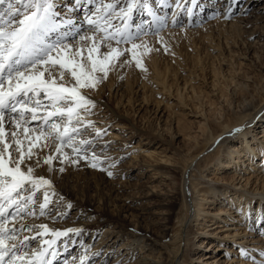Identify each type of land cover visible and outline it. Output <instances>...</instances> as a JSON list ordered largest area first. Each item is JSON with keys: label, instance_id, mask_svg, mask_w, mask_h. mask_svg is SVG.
<instances>
[{"label": "rangeland", "instance_id": "1", "mask_svg": "<svg viewBox=\"0 0 264 264\" xmlns=\"http://www.w3.org/2000/svg\"><path fill=\"white\" fill-rule=\"evenodd\" d=\"M64 2L65 5H63ZM68 3L72 5L73 0H62L61 2L57 0V11L63 14ZM148 3L166 26L161 27L160 23L153 21L146 12L133 13L131 21L133 30L139 26L146 33L136 41L140 45L136 52L143 68L136 66L131 52H125L116 65L112 66L107 79L102 80L95 88L81 89V93L96 104V107L92 109L93 114L86 119L95 122L97 128L107 130L108 135L96 141V151L104 158L105 167L108 163L115 162V168L111 169L114 173L113 177H109L106 171L88 166L83 160L78 165H65L66 171L63 174L50 173L48 165H42L35 171L45 178H50L58 193L63 191L58 186L68 179L72 194L71 196L61 195L65 197L66 202H69V198L74 203L84 198L91 212H93L92 208L101 207L97 201L112 200L111 210L115 208L117 210L113 213L121 214L124 227L120 233V241L103 264H112L118 255L117 248L131 238L124 231L139 234L141 231L135 230V225L150 231L146 229L147 226L139 225L136 221V219L146 218L139 215L140 210L146 211L151 206V201L142 196L148 193L150 186L157 187L154 191H157L160 196L155 201L161 206L163 197L167 194H178L182 187L185 192L187 207H183L180 203L174 219L172 218L170 222L169 238L165 242L158 238L159 246L169 245L172 237L179 232L180 220L186 211L188 212V219L182 232L184 241L178 260L179 264H253V261L260 264L264 260V257L260 255L261 251H264V244L258 240L264 238V220L256 221L255 215L254 217L252 215L253 211L264 209V200L260 196L264 194L262 183L264 171L259 173L253 166L245 165H234L232 168L234 161L228 159L230 154L234 155L232 146L242 145L240 135L243 133L249 137L248 141L254 146L264 145L263 139L256 138L259 135L264 136V0H236L231 4L230 0H202V2L196 0L195 5L191 3V0H181V9L175 7L176 0H148ZM228 7L232 8L230 18L225 15ZM187 8L192 9L191 18L184 10ZM174 12L177 20L175 26L172 23ZM73 13L70 15L82 18L81 12ZM113 23L116 24L119 21L114 20ZM257 36H263V38L255 46L251 45ZM120 47L131 49V44L120 45ZM100 51L106 52L107 49L101 47ZM125 59L130 62L121 65L120 62ZM156 70L160 72L161 78ZM96 75L101 76L102 73ZM156 78L159 81L163 78L165 83L172 88L166 91V89L155 86L153 83H156ZM65 79L70 81L71 77L66 75ZM184 87L187 88L186 91ZM192 88L196 91L195 94ZM241 88L246 89L241 91ZM234 93L239 97L235 98ZM242 98L255 100V105L258 107L252 109L253 113L246 119L247 122L241 131L234 132V134L232 132L235 130L230 132V138L221 147L219 145L222 140H219V143L207 148L211 143L207 139L211 131L216 133L224 125L234 122V113L240 110L238 103L241 106L244 105ZM107 106L118 116L115 119L116 122L110 117L111 114H108L105 108ZM254 113H256L255 116ZM38 123V121H32L31 125L35 126ZM201 124H206L205 129L209 132L203 136L200 133L202 132L200 131ZM5 127L6 130H10L7 124ZM92 135L88 138L91 139ZM104 145H108L106 154L111 155L106 156L102 151ZM131 149L134 150L130 151ZM33 151L37 152L41 158L49 154V148H35ZM65 151L71 152V149H65ZM190 153L194 154L190 155ZM246 153L249 152L246 151ZM191 157H196L195 164H193L196 168L193 167L185 173L184 181L182 173L186 160ZM130 160L133 165L127 169L124 166ZM225 163H229V167H225V170L223 169L215 177V170L222 168ZM148 164L156 166L159 171L151 172L153 168H147ZM53 166L58 169L62 165L58 160H54ZM166 168L174 170L171 176L161 173ZM117 172L124 174L119 176ZM240 174L243 175L241 176L242 181L238 179L231 182L230 178ZM193 175L195 177L192 178ZM133 176L135 177L132 178ZM246 178H252L254 181L252 185L245 188L243 186L245 183L243 185L242 183ZM128 180H132V185L139 186H134L133 189L137 191L132 193L143 197L142 199L141 196H137L139 202L131 203L136 206L135 211L123 210L124 202L120 201V196L116 197L117 192L113 195L112 186L105 183L115 181L119 182V185H124ZM193 180L195 184H200L198 187L200 190L212 189L215 192L237 194V197L254 199V204L259 203V205L254 207L255 209L251 211V215L246 216V219L242 216L239 221L227 219L228 222H225L218 221V212L224 208L225 204L213 206L207 204L205 205L207 208L204 209L207 213L206 218L223 222L222 225H226L227 231L219 232L220 229L216 228L206 230V221H197L196 218L193 201L195 195L191 188ZM255 188L259 189L257 193L260 198L251 196L256 192ZM37 195L39 196L40 193ZM197 198L200 200L199 203H202V197L197 196ZM76 212H78L76 208L68 209L64 218L57 223L49 222L52 224V226L48 224L49 227L54 226L56 229L64 230L60 226L71 219ZM89 214L88 212L87 215ZM157 217L160 216L155 218ZM47 221L51 219L41 217L39 220L28 222L47 223ZM151 221L153 220H146L150 222L149 228L154 229L155 236H157L158 228L152 225ZM90 222H94L95 226L91 228L90 234L82 238L84 244L91 245L93 248L96 242L100 241L104 230L117 228L116 223L108 222L100 213L91 214ZM162 227L160 224L159 228L162 229ZM203 229L209 231L210 235L202 234ZM160 233L161 236L164 235ZM148 236L147 239L150 241L147 243L156 242L157 238L153 234ZM205 237L207 240L203 244ZM65 239L67 238L62 237L57 240V246H62ZM73 239L75 243L69 244V252L78 256L81 248L77 245H80V242L78 237H73ZM186 239L188 244H185ZM215 240L221 243V247L212 253L210 244ZM35 244L36 242L33 241L34 246ZM79 249L80 251H77ZM241 250L246 251L248 255L246 257L241 255ZM147 251H149V246L142 254H146ZM63 253L61 247L60 255L56 261H53V264H62L65 256L71 260L68 253ZM139 255V252L136 255L132 254L135 260L137 257L139 259ZM157 256L159 255H153V257ZM165 257L164 259H167ZM91 260L94 264L97 263V257L93 256ZM135 260L133 263L136 262Z\"/></svg>", "mask_w": 264, "mask_h": 264}, {"label": "snow or ice", "instance_id": "2", "mask_svg": "<svg viewBox=\"0 0 264 264\" xmlns=\"http://www.w3.org/2000/svg\"><path fill=\"white\" fill-rule=\"evenodd\" d=\"M57 7V0H0V264H53L61 247L71 256V260L65 256L62 264H94L91 258L99 253H91L82 242L78 256L69 252L73 237L81 236L83 228L60 230L28 222L43 217L57 223L66 215L61 209L72 208L52 180L37 176L35 170L48 165L50 173L63 174L65 165L83 160L113 177L115 162L105 167L96 151V141L108 135L107 130L86 119L96 104L81 89L95 88L107 79L125 52H131L136 66L143 68L136 41L146 33L139 26L133 30L134 12H146L166 26L148 0H73L63 14ZM175 7L182 8L181 0ZM184 10L191 18L192 9ZM77 11L82 18L70 15ZM231 14L228 7L225 15ZM172 23L177 24L175 12ZM128 44L131 49L120 47ZM101 47L107 51L101 52ZM32 121L39 123L32 126ZM35 148H49V154L41 158ZM107 148L102 149L105 154ZM54 160L62 166L55 168ZM62 237L67 239L57 246ZM241 255L248 253L241 250ZM260 255L264 257V251Z\"/></svg>", "mask_w": 264, "mask_h": 264}, {"label": "bare ground", "instance_id": "3", "mask_svg": "<svg viewBox=\"0 0 264 264\" xmlns=\"http://www.w3.org/2000/svg\"><path fill=\"white\" fill-rule=\"evenodd\" d=\"M61 1L62 0H58V2H61ZM200 2H202V0H200ZM63 5H65V2ZM66 6H71V5H70V3H68V4H66ZM262 38H263V36H257L255 38V42L251 45L255 46V44H258L259 43L258 41L261 40ZM145 41H147V39H145ZM126 48H129V47H126ZM156 73H157V75H160V78H161V74L158 70H156ZM155 81H156V83L154 82L153 84L157 87H160L161 89H166V91H167V89L170 90L172 88L170 85L165 83V80H163V78L160 79V81H159V79H157ZM186 89L187 88L184 87L185 91H186ZM245 89L246 88H241V91H243ZM193 92L195 94L196 91H194V89H193ZM238 92H240V91H238ZM181 96H182V94H181ZM233 96H235V98L239 97L238 94L235 95V93ZM224 97H226V96H224ZM242 101H243L244 105L241 106L238 103V105H239L238 108H240V110H238L237 113L236 112L234 113V118H233L234 122L232 124L224 125L222 127V129H220L216 133H214L210 130L211 134L209 135V137H207V139H209L208 141L211 143H210L209 147H207V148H211L212 145L219 143V140L220 141L222 140L220 142V145H219L221 147L230 138L229 137L230 132H232L233 130H236V129H242L245 122H247L246 119L253 113L252 109H254L255 107H258L255 105L256 101L253 99H251V100L243 99ZM263 103H264V101H263ZM105 108H107L108 114H111L110 117L113 118L114 121L116 122L115 119H117L118 116L115 113H113V111L110 110L108 106ZM257 112L258 111H256V113ZM256 113H254V116L256 115ZM205 125L206 124H203V125L201 124V126H200V131H202L200 133L202 134V136L208 132V130L205 129ZM234 132H237V131H233L232 133L234 134ZM248 138L249 137H246V135L244 133L240 135V139H241L240 143L242 145L241 146L240 145L232 146L231 149H232V153L234 155L230 154V158L228 160L234 161V162H232V164H233L232 168H234V165H245L247 167L253 166L255 170L259 171V173L263 172L264 171V145L258 146V147L254 146L253 143L248 141ZM256 138L257 139H263L262 143L264 144V136L259 135V137H256ZM237 140L239 141V139H237ZM196 142H197V140H196ZM132 150H134V149H131L130 151H132ZM245 150L248 151L249 153L245 154V152H246ZM196 152H197V150H196ZM193 154L194 153H190V155H193ZM107 155H111V154L108 153V154H106V156ZM114 157H118V156L115 155ZM195 160H196V157H191L188 160H186V165H185L183 173H182V178H184V175H185V173H187V171H190L193 167H194V169L196 168V166H193V164H195ZM132 165H133V162H131V160H130L125 164L124 167L127 169H130ZM254 165L257 166L258 169L255 168ZM225 167H229V163L228 164L225 163L222 166V168H218L217 170H215V172H214L215 177L223 169L225 170ZM262 167H263V169H262ZM147 168H149V169L153 168L151 170V172H153V171L158 172L159 171L157 169V167L154 165L148 164ZM241 170H243V168H241ZM147 172H149V170H147ZM172 172H174V170L172 168H169V169L166 168V170L164 172H161V173H164L166 175L171 176ZM117 173H119V176L124 174L122 172H117ZM36 175L41 176V175L37 174V172H36ZM241 176H243V175L240 174V175L234 176V177L230 178V180H231V182H234V180H238V179H240L242 181L243 178ZM134 177L135 176H133L132 178H134ZM193 177H195V176L193 175L192 178ZM236 177H237V179H236ZM253 177H255V176H253ZM255 178L260 180L258 177H255ZM224 180H228V179L224 178ZM184 181H185V178H184ZM253 181L254 180L252 178H246L244 180V182L242 183V185L245 183L243 186L246 188L249 185H252ZM69 182L70 181L67 179L65 181V183H62L61 185L58 186V187H60L61 190H63L59 194L71 196L72 191H71V186H70ZM101 182H104V181L101 180ZM105 183L112 186L111 190L113 192V195L117 192L116 197L120 196V201L124 202L123 210L124 209H130V210H134V211L136 210V206L134 204L132 205L131 203L139 202V197H137V196H141V195H139V194L137 195L136 193H132V192L137 191V189H133V187L135 185H132V180L126 181L124 185H119V182L116 183L115 181H110L108 183L106 181ZM262 183H263V187H264V179H263ZM102 184H104V183H102ZM149 184H153V183H149ZM199 185L195 184L194 180H193V183L191 184V188H192L194 195H195V198L193 200L194 204H195V210H196L195 214L197 216L196 217L197 221H202V220L206 221V223H207V225L205 226L206 230L216 228V229H220L219 232L227 231L226 225H222L223 222H217L214 219L206 218L207 216H205V215L207 213L204 212L205 211L204 209L207 208V206H205L207 204L208 205L210 204L211 206H213L215 204L219 205L221 203H224L225 204L224 208H222L218 212V215H219L218 221H225V222H228L227 219H229V221H231V220L234 221V219H236V221H239L242 216L246 219V216H248V214H250L251 211H253L255 209L254 207H256L257 204L259 205V203L254 204V202H253L254 199L248 200L247 197L246 198H242L243 196L237 197L236 196L237 194L232 195L230 193H224V192H219V191L215 192V191H212V189H207V190L201 189L200 190V188H198ZM135 187H139V186L136 185ZM150 187H152V188H150ZM150 187H149L150 190L147 191L148 193L143 194L142 196L145 197L144 199H146V200L148 199L151 201V203H150L151 206L146 211H141L139 208V210H140L139 215H141V217H146V218H143V219L140 218V220L136 219V221L139 223V225H145V227L147 226L146 229H148L150 231L143 230L138 225H135L134 228L137 231L144 232V233L139 232V234H141L142 236L139 234L135 235L129 231H124V233L127 235H130L131 238L127 239L123 244H121V246H119L117 248L118 255L113 260L112 264H179L178 260H179V257H180L181 251H182V242L184 241L182 232L184 230L185 223L187 222V219H188V212L186 211V214L184 215L182 220H180L179 232H178V234L175 235V237H172L173 238L172 242H170L169 245H163V247L159 246L160 244L158 245V238L162 239L164 242L169 238L168 236L171 233L170 222H171L172 218L174 219V217L176 215V211H177L178 207L180 206V203H182L183 207H185V208L187 207L186 202H185V194H184L185 192H184L183 187H182V189L180 190V193H178V194H171V195L167 194L166 196L163 197V203L161 206V205H158L155 201V199H157L160 196L157 193V191H154V189L157 187H155V186H150ZM250 188H252V187H250ZM146 190H147V187H146ZM254 190L256 192L252 193L251 196H253V197L259 196V193H257V191L259 189L255 188ZM263 190H264V188H263ZM118 192L121 194H119ZM125 193H128V194H125ZM197 196L202 197V203H199L200 200L197 198ZM260 196H262L261 199L264 200V198H263L264 194H260ZM260 196H259V198H260ZM143 197H142V199H143ZM69 202H71L72 207L76 208L78 212L74 213L72 218L69 219L68 221H66L65 223H63V225L60 227H62L63 229L71 228V227L83 228L85 231L81 234V236L78 237V241L80 243L82 242L84 244V240L82 237L86 236L87 234H90L91 228H93L95 226L94 222H90L91 214L95 215L96 213H100V214L104 215V219H106L108 222H114L117 224V228L112 227V229H106L103 231L102 237H101L100 241L96 242L95 248H93L91 245H87V246H89L90 250H92L91 253H99L98 255H95V257H97V260H96L97 263L96 264H103L105 262V260L110 257V254L113 252L115 245L120 241V235H121L120 233L122 232V229L124 227L123 226L124 220H123L121 214L117 213V215H115V213H113L117 209H115L113 207L114 209L111 210L112 209V205H111L112 200L111 199H105L104 202H103V200L97 201V203L100 204L101 207L98 206L97 208H92L93 212H91V210H89L90 207L87 203H85L86 201L84 198L75 202V203L72 202V200H70V198H69ZM97 203H96V205H97ZM165 203H166V205H165ZM64 210H62V211H64ZM157 210H161V212H157ZM65 211L67 213L68 209H66ZM88 212L90 213L89 214L90 216L87 215ZM253 212H254V214L252 215V217H254V215H255L254 219H256V221H258L259 219L262 220V218H264V209L263 208H262V211H260L258 209V210L253 211ZM125 213H127V212L125 211ZM201 213H202V215H201ZM203 213H204V215H203ZM237 213H239V214L237 215ZM257 214H258V216H257ZM158 215L160 217L155 218ZM137 217L138 216H136V218ZM148 219L153 220V221H151L152 225H155L158 228V231H156L157 236H155L154 229L149 228V226H151V224H150V222L149 223L146 222V220H148ZM49 222H52V221H47V224H50L52 226V224ZM160 224H162V226H163L162 229L159 228ZM54 225H56V224H54ZM197 225L200 226V224H197ZM53 228H54V226H53ZM198 230H200V229H198ZM160 232H162V234H164V235L161 236ZM209 233H210L209 231H205V230H204V232L202 231V234H204V235L209 236L210 235ZM149 234L150 235L153 234L154 237L157 238L156 242H154L152 244L147 243L150 241L149 239H147V237H149L148 236ZM70 236H71V234H70ZM206 240L207 239L205 237L203 244L206 242ZM258 241L264 244V238H261V240H258ZM188 243L189 242L186 239L185 244H188ZM210 245H211L212 253L215 252L216 250H219L221 247V243L216 241V240L214 242H212ZM77 246H79V245H77ZM148 246H149V251H147L146 254H142L147 249ZM77 251H80V249ZM137 252H139L140 255H139V259L137 257V260H135L136 258H134L132 256V254L134 253L136 255ZM155 254L159 255V256L153 257V255H155ZM165 256L167 257V259H164ZM132 258H133V260L136 261L135 263H133ZM205 258H207V257H205Z\"/></svg>", "mask_w": 264, "mask_h": 264}]
</instances>
